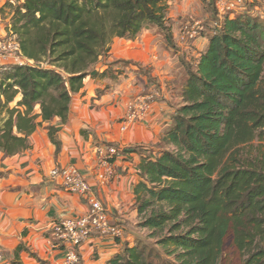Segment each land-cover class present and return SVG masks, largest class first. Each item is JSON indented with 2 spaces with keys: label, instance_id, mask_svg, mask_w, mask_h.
<instances>
[{
  "label": "trees",
  "instance_id": "16d2710c",
  "mask_svg": "<svg viewBox=\"0 0 264 264\" xmlns=\"http://www.w3.org/2000/svg\"><path fill=\"white\" fill-rule=\"evenodd\" d=\"M170 1L5 3L12 13L7 32L32 64L0 73L7 113L3 119L0 110V152L27 151L29 137L45 123L58 152L51 122L67 121L72 96L114 38L133 41L154 27L176 48L166 18ZM248 9L224 16L196 69L186 65L180 106L154 147L161 150L139 164L137 228L148 233L134 229L133 245L124 243L107 264H220L229 238L242 264H264V17ZM119 226L118 243L125 238ZM168 247L172 260L163 256Z\"/></svg>",
  "mask_w": 264,
  "mask_h": 264
},
{
  "label": "crops",
  "instance_id": "0c3cea01",
  "mask_svg": "<svg viewBox=\"0 0 264 264\" xmlns=\"http://www.w3.org/2000/svg\"><path fill=\"white\" fill-rule=\"evenodd\" d=\"M10 1L0 0V38L8 35L12 13L4 5ZM3 16L9 23H4ZM200 39L192 44L197 47L195 52L207 46L205 39L199 50ZM155 40L148 30L133 41L114 39L107 57L99 59L95 71L83 80L82 89L72 96L67 121L51 122L57 128L58 152L48 137V124L29 137L27 151L11 157L0 152V249L6 264H65V249L54 241L50 227L65 218L85 216L90 206L86 198L66 192L50 180L53 168L76 169L88 181L91 198L101 203L110 223L124 228L125 238L119 243L92 234L77 248V264H107L124 243L133 245L132 232L137 231L139 220L134 189L142 181L139 164L151 152L157 155L154 147L172 126L176 110L162 75L170 67L167 52L158 50ZM119 61L130 64L119 70ZM153 86L161 90L159 101L143 120L122 130L126 104L135 96L148 94ZM100 146L119 150L112 161V180L106 185L97 180L102 172L96 153ZM135 148L140 149L130 151ZM147 149L150 151H144Z\"/></svg>",
  "mask_w": 264,
  "mask_h": 264
},
{
  "label": "built area",
  "instance_id": "2783aa9c",
  "mask_svg": "<svg viewBox=\"0 0 264 264\" xmlns=\"http://www.w3.org/2000/svg\"><path fill=\"white\" fill-rule=\"evenodd\" d=\"M251 0H220L218 9L223 7L226 15L234 17L241 12L244 4ZM224 13V12H223ZM225 16V15H224ZM202 27L199 23L182 27L179 32L181 41L193 42L200 35ZM32 64L21 57L19 44L15 37L0 39V73L8 71L13 65ZM160 96L159 90L153 88L146 95L135 96L126 104V113L121 119L122 130H126L129 124L143 120L151 111L156 99ZM98 168L102 170L97 175L100 184L111 182L114 168L112 160L119 155V150L113 146H100L96 149ZM49 178L56 185L69 193L81 195L89 203L88 213L79 218H65L53 223L50 227L51 236L59 247L65 249V264H77V248L85 244L92 234L103 238H122L123 232L118 224L110 223L109 216L100 202L91 198V189L88 181L74 168H53ZM0 264H6V259L0 249Z\"/></svg>",
  "mask_w": 264,
  "mask_h": 264
},
{
  "label": "rangeland",
  "instance_id": "374dc122",
  "mask_svg": "<svg viewBox=\"0 0 264 264\" xmlns=\"http://www.w3.org/2000/svg\"><path fill=\"white\" fill-rule=\"evenodd\" d=\"M19 1L20 0H11L10 2H14L17 4ZM219 2L220 0H172L168 2V13L166 16L167 24L170 27L172 34L174 36L176 42L175 43L176 48L168 47L166 45V41L163 38V35L160 33V31L157 28L150 27L148 29L150 34L154 37V39H156L155 41L158 42L159 45V46L157 45L158 50L160 49L164 52H167L166 60H168V62L166 64H170V67L168 70H166L167 73H162V75L167 78L165 79L163 77V81L166 80V85L169 86V88L167 87V90L169 91V93L171 92V94H173L174 96L173 102L172 101L170 102H172L175 108H177V106L178 107L180 106V102H181L179 99L180 90L185 86L187 81L186 65L191 66V69L195 70L197 66V62L199 60V55L201 53L200 51L195 52V48L197 47L192 46L194 41L193 42L181 41L179 39V32L182 27L199 23L200 26L202 27L199 35V37L201 38L200 40L202 41L199 43L200 48L198 49L201 50L203 46H205L204 44L205 39H207L208 42V38L214 33V30L217 28V26L220 25L224 15L226 16V12L223 9V7H220L218 9L217 6ZM253 3L254 5L252 8L248 9L250 3L244 4L243 8H247L248 12L250 13L253 11L255 15L264 17V0H253ZM5 13H8V9ZM3 17H5V19ZM3 17H1V19L3 21L6 20L4 21V23L5 22L9 23L8 20L6 19L7 16H3ZM10 36L15 37L14 35L8 34L2 36V38H8ZM138 38L139 35L137 39ZM114 39L110 44V49ZM108 53L102 54L100 59L104 58L105 56L107 57ZM119 62L121 63H119L117 67L119 68V70H121L125 61H119ZM95 67L96 65L93 66L91 72L95 71ZM160 96L156 99V101H159ZM19 98L20 97L17 96L15 98V101L9 104V108H15L17 102H19L20 100ZM0 110L2 112L3 119H5L7 117L5 106L3 108L0 107ZM35 113L37 114L39 113L38 108L35 109ZM42 126H40V128ZM155 149L158 155L161 149L160 148H155ZM163 149H168V148L166 146H163ZM169 150H173V148H169ZM132 233L134 236L137 235L134 232ZM136 233L138 234L140 233V236H146L148 232H146L143 229L137 228ZM151 242H155V240L152 239ZM231 244H232L231 238H229L225 244L224 254L220 259V264H242L240 253L235 248H233ZM168 248H169L168 251L167 250L164 251L163 256L166 259L172 260L174 255L169 254V252L173 250V247H168Z\"/></svg>",
  "mask_w": 264,
  "mask_h": 264
}]
</instances>
